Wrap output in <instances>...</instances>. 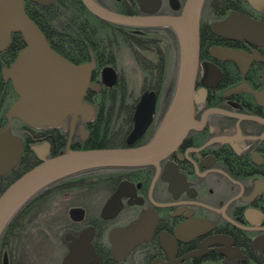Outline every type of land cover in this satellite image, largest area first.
<instances>
[{
  "label": "flooded vegetation",
  "instance_id": "af4514ba",
  "mask_svg": "<svg viewBox=\"0 0 264 264\" xmlns=\"http://www.w3.org/2000/svg\"><path fill=\"white\" fill-rule=\"evenodd\" d=\"M93 1L131 17H181L186 3L158 0L160 4L154 5L147 0L145 11L138 0ZM232 15L240 23L225 36L218 34L217 29ZM256 24L263 25L264 32V10L250 0H204L194 98L196 126L183 143L159 167L84 170L76 181L79 187L54 199L53 204H62L66 212L53 223L49 218L46 244L38 230L22 236L21 243L5 236L0 242V264L5 256L9 264H63L90 228L94 229L95 258L89 264H264V100L253 94L264 91V39L250 42L248 34ZM223 50L252 60L249 65L247 58L241 64L223 60L219 57ZM180 60L181 42L174 28L118 25L99 19L85 7L82 65H90V81L82 100L83 113L66 115L55 127H31L17 118L9 121L8 111L18 96L2 71L3 84L13 89L17 99L3 101L6 123L0 129L8 127L21 140L23 157L9 174L0 176V193L24 158L28 168L42 158L65 153L69 145L71 150H89L150 143L173 104ZM109 77L116 78L111 82ZM131 77H142L137 95ZM168 82L172 86L166 91ZM146 94L155 95V112L145 132L129 146ZM116 195L121 209L115 217L104 219L103 209ZM73 208L85 211L82 222L71 219ZM142 216L146 219L140 238L149 239L124 260H117L109 240L111 231L126 228ZM46 249L50 254L41 263L40 254Z\"/></svg>",
  "mask_w": 264,
  "mask_h": 264
},
{
  "label": "water",
  "instance_id": "95a60500",
  "mask_svg": "<svg viewBox=\"0 0 264 264\" xmlns=\"http://www.w3.org/2000/svg\"><path fill=\"white\" fill-rule=\"evenodd\" d=\"M41 6H48L55 0H31ZM143 10L147 0H138ZM154 5L160 1L152 0ZM204 0H186L181 17L149 16L131 17L111 12L93 0H82L85 7L101 20L135 28L172 27L180 38L181 60L173 104L168 117L153 140L138 148H104L92 150H71L42 162L12 183L0 196V236L17 210L38 191L62 178L93 168L142 167L157 165L174 153L183 143L190 130L196 126L194 119L195 83L199 67L200 31L199 21ZM259 10H264V0H250ZM178 8V7H176ZM155 10V9H154ZM150 12H153L151 10ZM240 18L232 15L222 24L217 33L225 36ZM249 30L250 42L264 39L263 25L256 24ZM236 27L240 33L241 28ZM229 30V31H228ZM21 33L26 47L15 62L4 69L6 80L12 82L18 100L9 109L7 117L18 118L31 127L57 126L64 116L78 111L84 112L82 100L89 85L90 65L76 66L56 53L38 25L28 16L24 0H0V52L6 50L12 35ZM236 33V34H239ZM237 64L247 58L236 52L223 50L219 56ZM257 59V58H256ZM110 71V69H108ZM108 78V77H106ZM114 82L116 77H109ZM95 88V87H94ZM250 92L252 90L249 89ZM263 102L264 93L253 92ZM264 104V102H263ZM155 112V95L146 94L136 114V128L128 139L131 146L146 130ZM35 151L39 154L41 150ZM23 157L21 140L14 138L8 127L0 129V176L9 174ZM122 188V187H121ZM122 204L117 195L106 204L104 219L115 217ZM75 222H82L85 211L82 208L70 210ZM145 217L121 229H114L109 235L112 253L117 260H124L143 240L140 228ZM94 229L90 228L78 238L63 264H89L95 258L91 245ZM4 264H9L5 256Z\"/></svg>",
  "mask_w": 264,
  "mask_h": 264
},
{
  "label": "trees",
  "instance_id": "16d2710c",
  "mask_svg": "<svg viewBox=\"0 0 264 264\" xmlns=\"http://www.w3.org/2000/svg\"><path fill=\"white\" fill-rule=\"evenodd\" d=\"M24 2L26 13L41 29L52 49L74 65H82L83 11L85 10L82 0H55L46 7L36 5L31 0H24ZM25 47L26 44L23 35L21 33H16L12 35L10 47L5 52L0 53V127H3L6 123V118L3 116V108H5L3 101H8L14 97V99H17L13 89H11L9 85L5 86V84H3L2 71L15 62L19 52ZM24 161L25 158L20 166L7 177L6 185L0 193V196L12 183L41 163L24 168ZM100 169L105 168H99L97 170ZM81 173L82 172L55 181L33 195L17 210L8 222L0 236V242L5 239V236H9L6 238L8 241L21 243L22 240L25 239L22 238V236L35 235L37 234V230L38 234L41 235V240H49L50 227L48 225V220L50 217L48 219H46L47 217L42 219L41 216H44L48 212V206L53 204L56 197H62L64 193L79 187L76 181H78V177ZM66 209L68 210V208ZM63 212L65 213L66 211L64 210ZM57 216L63 218L64 215L59 214ZM42 220L47 222L42 224ZM37 224L40 225L38 228H36ZM80 226H82V224H80ZM80 234L81 232L79 236ZM61 235L62 233L60 236ZM44 257L47 258L48 255H44L43 252H41V263Z\"/></svg>",
  "mask_w": 264,
  "mask_h": 264
},
{
  "label": "rangeland",
  "instance_id": "374dc122",
  "mask_svg": "<svg viewBox=\"0 0 264 264\" xmlns=\"http://www.w3.org/2000/svg\"><path fill=\"white\" fill-rule=\"evenodd\" d=\"M170 78L171 77H168V80H170ZM131 83H132V85H133L132 87L134 88V91H135V93L137 95L138 90H139V88L141 86V83H142V77H131ZM171 86H172V83L168 82V84L166 86V91H167V89L169 90ZM48 207H49L48 208V212L44 216H41V218L43 219V218L47 217L46 219H48L50 217L51 220H50V222L48 221L49 223H53V219L58 217L57 215L64 213L63 212L64 210H62L63 209L62 204L61 205H59V204H56V205L55 204H50ZM46 222H45V220H42V224L43 223L45 224ZM39 224L42 225L41 223H39ZM39 224H37L36 228H38L40 226ZM51 227H52V225H51ZM42 244H46L45 241H42ZM42 252H43L44 255H49L50 254V253H48L49 250H47V249L46 250H42Z\"/></svg>",
  "mask_w": 264,
  "mask_h": 264
},
{
  "label": "bare ground",
  "instance_id": "6f19581e",
  "mask_svg": "<svg viewBox=\"0 0 264 264\" xmlns=\"http://www.w3.org/2000/svg\"><path fill=\"white\" fill-rule=\"evenodd\" d=\"M199 31H200V29H199ZM76 66H77V65H76ZM175 85H176V84H175ZM174 88H176V86H175ZM261 93H264V91L261 92ZM17 119H18V118H17ZM89 150H92V149H89ZM102 168H105V167H102ZM93 169H99V168H93ZM167 243L170 244L169 241H167Z\"/></svg>",
  "mask_w": 264,
  "mask_h": 264
}]
</instances>
